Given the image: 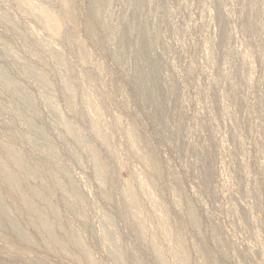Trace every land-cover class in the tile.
Wrapping results in <instances>:
<instances>
[{"label":"rangeland","instance_id":"rangeland-1","mask_svg":"<svg viewBox=\"0 0 264 264\" xmlns=\"http://www.w3.org/2000/svg\"><path fill=\"white\" fill-rule=\"evenodd\" d=\"M0 264H264V0H0Z\"/></svg>","mask_w":264,"mask_h":264},{"label":"bare ground","instance_id":"bare-ground-1","mask_svg":"<svg viewBox=\"0 0 264 264\" xmlns=\"http://www.w3.org/2000/svg\"><path fill=\"white\" fill-rule=\"evenodd\" d=\"M66 6V5H65ZM70 6V5H69ZM70 9V8H69Z\"/></svg>","mask_w":264,"mask_h":264}]
</instances>
